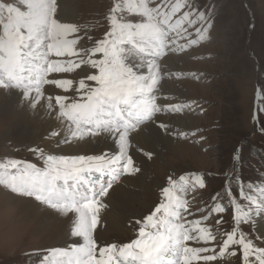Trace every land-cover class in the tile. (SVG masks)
<instances>
[{
  "label": "snow or ice",
  "instance_id": "1",
  "mask_svg": "<svg viewBox=\"0 0 264 264\" xmlns=\"http://www.w3.org/2000/svg\"><path fill=\"white\" fill-rule=\"evenodd\" d=\"M58 10V0H0V90H16L30 108L56 114L61 127L50 133L56 148L109 140L116 148L77 155L34 148L29 151L42 166L11 158L0 162V186L70 219V235L79 238L68 248L52 249L42 264H211L217 248L221 255L232 249L241 264H264V235L257 234L256 243L239 227L251 222L255 231L264 221V186L249 182L245 187L240 181L234 193L226 180L211 197L208 215L187 220L184 214L192 213L181 194L205 187L198 175L191 184L184 175L168 178L161 201L137 221L136 238L98 244L93 232L103 198L122 176L141 171L129 153L131 134L143 131L158 113L182 110L179 104L157 103L162 58L199 44L207 33L202 25L211 19L195 0H120L109 10L103 39L85 47L79 37L68 38L78 27L62 22ZM159 127L169 129L164 123ZM137 150L149 159L153 155ZM225 205L234 221L230 230H224L222 216L213 217L214 231L202 223L212 213L228 211ZM189 241L196 246H188Z\"/></svg>",
  "mask_w": 264,
  "mask_h": 264
},
{
  "label": "rangeland",
  "instance_id": "2",
  "mask_svg": "<svg viewBox=\"0 0 264 264\" xmlns=\"http://www.w3.org/2000/svg\"><path fill=\"white\" fill-rule=\"evenodd\" d=\"M62 2L64 0H59V8H63ZM117 2L120 0H72L74 25L78 32L71 39L79 37V44L85 47L103 39L108 29L109 10ZM195 3L211 19L210 24L202 25L207 28L206 38L197 45L173 53L180 75L167 72L169 75L162 76L168 82L167 87L176 83L175 89L183 97L182 110L175 115L189 118L186 120L187 130L183 135L176 131L169 133L174 140V145L170 146L159 139L152 124L148 126L143 133L149 139L144 151L153 149V155L149 159L141 154L150 172L141 177L147 182L144 189H133L135 193L138 191L137 198H141L144 205L139 206L136 201L134 204L125 203L119 197L116 211L124 229L101 223L93 232L98 244L105 240L108 244L119 245L136 238L141 226L137 221H142L161 201L160 189L167 185L169 177L178 180L184 175L191 184V177L198 175L205 184L204 188L195 186L181 194L192 213L184 214L185 219L208 215L207 209L213 203L211 197L224 189L226 180L233 183L234 193L238 192L240 181L245 187L249 182L257 187L264 186V0H195ZM157 99L158 102L162 100ZM169 102L175 103L174 98ZM189 104L195 105L196 109L189 110ZM16 114H3L0 122ZM13 124V139L9 144H0V162L11 158L42 166V160L29 151L33 144L19 137L17 124ZM7 129H10L9 122L0 128V137ZM234 172L240 180L235 179ZM153 181L160 182L162 187L157 189L160 184ZM3 195L17 199L23 197L0 186V264H42L45 257H51L52 249H60L49 246L52 236L56 235L55 230L51 234L47 231L49 227H44L36 219L37 214L30 216V213L19 212L16 203L5 200ZM23 203L22 200L20 204ZM225 206L228 211L212 213L202 223L214 231L213 217L222 216L226 221L224 230H230L234 221L230 206ZM198 208L205 211L197 212ZM45 219L50 221L48 217L41 220ZM260 222L255 231L251 222H242L239 227L259 243L257 234L264 235ZM69 238L72 242L76 240L72 236ZM210 246L215 247L214 244ZM215 254L217 259L211 264H241L240 256H233L232 249L221 255L217 248ZM46 264H51V260Z\"/></svg>",
  "mask_w": 264,
  "mask_h": 264
},
{
  "label": "bare ground",
  "instance_id": "3",
  "mask_svg": "<svg viewBox=\"0 0 264 264\" xmlns=\"http://www.w3.org/2000/svg\"><path fill=\"white\" fill-rule=\"evenodd\" d=\"M71 2L72 0H64V3L62 2L63 8H59L58 18L62 22L74 24L75 21L73 19V7ZM73 35H75V33L70 35L68 38L71 39ZM162 64H163V71L161 73V79L158 85L159 90L156 94L157 98H160L162 100H160L159 102L157 101V103L159 104L170 103L169 99L174 98L175 103L173 104L182 105L181 100L183 99V97L175 89L176 83L175 84L172 83L171 85L168 86L169 87L168 88L167 87L168 82L162 79V76L164 75L163 72H169L171 74L180 72L179 71L180 69L178 70L177 67V58L175 57V55H173L172 52H169L166 57L162 58ZM58 75L61 77L65 75H68L69 77L71 76V74H58ZM189 106H190L188 108L189 110L196 109V106L193 104H189ZM13 112H16L17 116H14L13 118L11 117L10 119V115H12ZM6 113L10 115L6 119H3L2 122H0V128L3 129L5 122H9L10 129H7L5 132L1 134L0 144H9V142L13 139L12 126L14 125L13 123H15V125L17 124L18 136L30 140L31 144H33L31 146L32 149L36 147H40L47 152H53L57 155H77V154H82L84 152L92 154L94 152L101 151L103 149H109L114 151L116 148V146L113 143H111L110 140L101 141L99 144L93 143L89 145H81L80 147H76V146L69 147L67 145H61L60 148H56L55 144L53 143V138L50 136V133L52 131L59 130V128L61 127L60 123L56 119V114L54 112H51L50 110H47L39 106L35 109L30 108L27 102L21 99L19 92L16 90L10 93H6L4 90H0V116ZM166 114H170V113H163V112L158 113L154 117L153 122L148 123L144 126L143 132L141 131L138 134L136 132H133L131 134L132 146L129 149V153L130 155L133 156V158L136 159V163L140 167L141 171L133 177L122 176L117 181V183L113 185L112 189L109 190V194L103 198V202L105 206L101 208L99 212V220L97 224L98 227L101 223H107L114 228L115 227L123 228L120 225L121 223L120 214H118V212L116 211L117 207L120 204L119 197L125 203L126 202L133 203L136 201L139 206L144 205L141 203L142 201L141 198H137V196H139L138 191H136V193L133 191V189L135 190L136 187H139L140 190L144 189L145 187L144 185L147 182L144 181L141 177L146 175L147 172H150L149 170H147L149 168L147 161L145 162L144 159H142L143 154H141V152L137 150L138 148H142L145 150L146 149L145 145L148 144L149 142L148 137L145 136L143 133L148 128V126L152 124L155 127L154 128L155 133L158 135L159 139H161L166 145L173 146L174 145V140L172 139L173 132L176 131L178 133L180 132L185 133V131L187 130L186 120L189 118L184 119L182 116L175 115V113L171 116ZM159 123L167 124L169 126L168 131L166 132L163 129H161L159 127ZM170 124H172V128L170 127ZM169 133H172L171 137H169L168 135ZM149 150L152 152L153 149H149ZM155 152L158 153L157 150H155ZM140 160H142L143 162L140 163ZM152 180L153 179L151 178V181ZM153 183L160 184V185L157 184L158 186L157 189L162 187V184L158 181L157 182L153 181ZM3 198L5 200H8L12 204L16 203L17 210L19 212L24 211V213H28V214L30 213L29 214L30 216H32L31 214H37L38 216L36 217V219H39L41 225H44V227H49L47 231H51L50 232L51 234L55 230L56 235L54 234L55 236L54 235L52 236L53 238L51 243H49V246H58L60 247V249H64L72 245L73 242L69 240L70 239L69 236H71L70 219L58 214L53 209L47 208L46 206L39 204L33 198L21 197L20 199H17L13 197H6L4 195ZM22 200L24 203L20 204ZM47 217L48 219H50V221H46L47 219L41 220L42 218H47ZM187 220H194V219L190 218ZM260 224H261V231L264 233V221H261ZM78 239L79 238H76V240ZM107 244H108L107 241L105 242L104 240V242L99 245L104 246ZM187 244L188 246H194L193 241H189L187 242Z\"/></svg>",
  "mask_w": 264,
  "mask_h": 264
}]
</instances>
